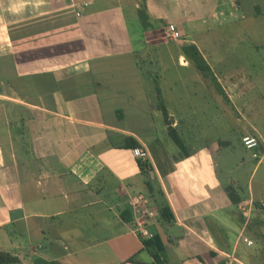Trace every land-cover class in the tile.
Returning a JSON list of instances; mask_svg holds the SVG:
<instances>
[{
	"label": "crops",
	"instance_id": "obj_1",
	"mask_svg": "<svg viewBox=\"0 0 264 264\" xmlns=\"http://www.w3.org/2000/svg\"><path fill=\"white\" fill-rule=\"evenodd\" d=\"M262 18L264 0H0V253L16 259L0 264H152L131 206L149 191L135 148L174 214L148 193L167 264L250 263L258 225L240 205L256 194L233 203L210 127L180 118L177 85L218 99L220 76L236 83L217 74L227 38ZM187 122L205 142L184 156L170 129L184 137Z\"/></svg>",
	"mask_w": 264,
	"mask_h": 264
},
{
	"label": "rangeland",
	"instance_id": "obj_2",
	"mask_svg": "<svg viewBox=\"0 0 264 264\" xmlns=\"http://www.w3.org/2000/svg\"><path fill=\"white\" fill-rule=\"evenodd\" d=\"M239 32L227 38V68L220 69L217 73L222 72L225 76L224 72H232L230 74L236 83H225L224 77L220 76L223 93H220L219 98L199 97L196 100L184 93L183 84L179 83L177 91L183 94L179 100V112L183 113L181 119L193 118L197 122L203 119L208 124L211 130L209 142L220 150L217 163L221 180L226 185L233 184L235 180L236 188L244 199L254 192L257 197L256 205H259L261 201L264 202V18L252 21L249 27L241 28ZM170 38L173 39L171 36ZM210 91H218L213 83ZM193 101L205 107L208 113L201 117L187 116ZM185 127L192 126L188 122L180 126L187 150L205 142L202 139L189 141ZM256 130L261 134L258 135ZM248 132L259 139L260 146L255 150H250L245 145L244 137L248 136L245 135ZM171 149H176V146L172 145ZM177 150L183 153L179 147ZM255 153L258 154L257 157L254 156ZM253 217L258 225L255 227L257 231H254L257 234L250 233L256 240L252 247L254 258L250 263L241 260L237 264H264V211L256 212ZM248 248L242 244L239 251H247Z\"/></svg>",
	"mask_w": 264,
	"mask_h": 264
},
{
	"label": "trees",
	"instance_id": "obj_3",
	"mask_svg": "<svg viewBox=\"0 0 264 264\" xmlns=\"http://www.w3.org/2000/svg\"><path fill=\"white\" fill-rule=\"evenodd\" d=\"M200 70H204L203 67H199ZM166 111V109H165ZM168 116V113H166ZM170 135L179 147L181 151H183L184 156H189L190 152L187 150V146L185 143V140L181 136V134L174 128L170 129ZM137 142H133V147H138ZM139 165L141 168L142 173L146 177V185L148 187V193L151 195V197L157 202L159 209H160V215L165 220H171L174 218V214L171 210V207L169 204L164 201L163 196L161 193H159L154 185L152 184V180L150 179L151 172L153 171V165L149 160L139 159ZM228 193L230 195L231 200L234 204H238L242 200V196L239 194L237 188L234 184H230L228 186ZM126 214H131L130 210L125 211ZM132 215V214H131ZM128 221H133V218H128ZM143 242L145 245V249H147L152 256L154 257V262L152 264H167V246L163 242V239L158 233H154V236L152 238H143ZM137 256H133L129 259V262H137L136 260ZM0 261L3 263H10V262H16L15 258H12L9 254L0 253Z\"/></svg>",
	"mask_w": 264,
	"mask_h": 264
},
{
	"label": "built area",
	"instance_id": "obj_4",
	"mask_svg": "<svg viewBox=\"0 0 264 264\" xmlns=\"http://www.w3.org/2000/svg\"><path fill=\"white\" fill-rule=\"evenodd\" d=\"M170 29V36L173 39L181 38V33L174 26H171ZM244 142L246 147L250 150H255L260 146L259 139L252 135L244 137ZM133 152L135 156L141 159L150 160L151 158V153L148 149L135 148ZM254 156L257 157L258 154L255 153ZM131 206L135 216V230L142 238H152L154 233L149 230L148 225L151 220L157 218L159 212L152 206L150 199L144 194L132 197ZM240 208L246 217V223L249 224L256 212L264 211V202H260L259 205H256L255 199L251 198L250 200L241 203ZM241 240L248 246L254 245V240L248 236L242 235Z\"/></svg>",
	"mask_w": 264,
	"mask_h": 264
}]
</instances>
